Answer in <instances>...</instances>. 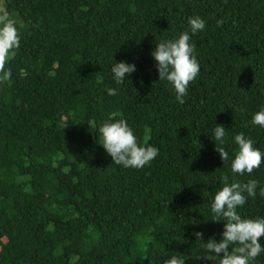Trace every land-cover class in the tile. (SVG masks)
<instances>
[{"label":"trees","instance_id":"1","mask_svg":"<svg viewBox=\"0 0 264 264\" xmlns=\"http://www.w3.org/2000/svg\"><path fill=\"white\" fill-rule=\"evenodd\" d=\"M3 6L21 42L5 65L10 79H0V264H163L174 253L210 264L196 259L191 233L219 239L210 204L222 177L264 184V164L231 176L211 131L224 125L229 141L244 133L264 150V129L244 126L264 106V0ZM192 16L206 22L191 41L200 73L180 105L150 53ZM112 59L136 66L116 96L105 91L116 87ZM109 116L158 156L141 169L113 164L94 132ZM240 212L264 215V199Z\"/></svg>","mask_w":264,"mask_h":264},{"label":"clouds","instance_id":"2","mask_svg":"<svg viewBox=\"0 0 264 264\" xmlns=\"http://www.w3.org/2000/svg\"><path fill=\"white\" fill-rule=\"evenodd\" d=\"M217 21V25L222 24ZM206 22L200 16L187 19L185 30L171 39H162L155 44L150 53L155 62L158 80L166 82L180 105L185 103L188 88L200 73V64L196 56L192 37L202 32ZM21 32L17 21L7 12L0 14V79H10L11 71L5 68L8 61L20 48ZM136 71L135 64L125 61L111 63V79L116 87H105L108 96H116L119 86L126 84ZM244 111V109H239ZM264 129V106L251 114L244 125ZM212 139L223 165L228 163V173L233 177L250 176L264 164V150L254 146L255 142L244 133H237L229 141V130L224 125L212 128ZM99 145L111 157L113 164L123 168L141 169L149 165L159 154L153 145H142L134 129L126 119H113L109 116L97 131ZM199 143V142H198ZM231 148L232 155L226 150ZM257 196L264 199V184L256 179L243 182L239 179L229 180V175L222 177V184L214 191L211 200V222L222 224L219 239L210 236L205 242V233H191L195 244L199 245L196 259L210 264H255L258 257L264 255V215L244 217L242 209L249 198ZM187 243L186 240H184ZM187 255L174 253L163 260V264H186Z\"/></svg>","mask_w":264,"mask_h":264},{"label":"rangeland","instance_id":"3","mask_svg":"<svg viewBox=\"0 0 264 264\" xmlns=\"http://www.w3.org/2000/svg\"><path fill=\"white\" fill-rule=\"evenodd\" d=\"M4 0H0V14H3L5 9H4Z\"/></svg>","mask_w":264,"mask_h":264}]
</instances>
